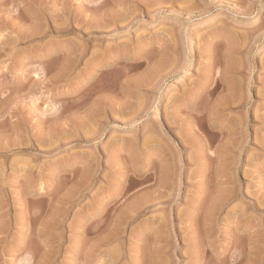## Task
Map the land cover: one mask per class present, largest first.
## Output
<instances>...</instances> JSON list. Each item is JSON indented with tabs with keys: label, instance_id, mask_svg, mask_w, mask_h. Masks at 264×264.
I'll use <instances>...</instances> for the list:
<instances>
[{
	"label": "rangeland",
	"instance_id": "obj_1",
	"mask_svg": "<svg viewBox=\"0 0 264 264\" xmlns=\"http://www.w3.org/2000/svg\"><path fill=\"white\" fill-rule=\"evenodd\" d=\"M0 264H264V0H0Z\"/></svg>",
	"mask_w": 264,
	"mask_h": 264
},
{
	"label": "bare ground",
	"instance_id": "obj_2",
	"mask_svg": "<svg viewBox=\"0 0 264 264\" xmlns=\"http://www.w3.org/2000/svg\"><path fill=\"white\" fill-rule=\"evenodd\" d=\"M200 25H201V24H200ZM201 26H202V25H201ZM195 42H196L195 39H191V45H192V47L190 48V53L188 54V56H193V55H195V54L197 53L196 46H195ZM161 68H162V67H161ZM153 77H154V75H153ZM153 77H152V78H153ZM152 80H153V79H152ZM229 87H230V86H229ZM229 91H230V90H229ZM231 93H232V95H231V99H230V100H232V101H234V102H237V101L239 102V100H240L241 97H242V94H241V92L239 91V89H238V88H237V89H233V88H232V92H230V94H231ZM232 127H233V126H232ZM234 128H235V127H234ZM234 128H233V129H234ZM231 129H232V128H231ZM233 129H232V130H233ZM237 129H238V127H237ZM225 130H227V129H225ZM228 130H230V129H228ZM233 131H234V132H232V133L229 131V134H230V135H229V139H230V138H231V139L233 138V140H231V141H234L235 143L233 142L232 144H234V145L237 147V144H236L237 141H235V140H238V139H236L238 135H239V138L242 137V136L240 135V132H241V131H238V130H237V132H239V133H237V132L235 133L236 128H235V130H233ZM231 134H232V135H231ZM227 136H228V135H227ZM242 138H243V137H242ZM242 138H241V139H242ZM229 139H228V141H229ZM238 141H239V140H238ZM193 142H194V144H195V141H193ZM198 142H199V141H198ZM198 142H196V143H198ZM198 144H199V143H198ZM228 144H229V143H228ZM232 144H231V145H232ZM231 145H229V146H231ZM238 145H242V144L239 143ZM199 146H200V145H199ZM235 146H232V147H235ZM196 147H197V146H196ZM238 147H240V146H238ZM201 148H202V147H201ZM201 148H200V149H201ZM226 148H227V146H226ZM203 149H204V148H203ZM227 149H228V148H227ZM231 150H232V149H231ZM167 166H169V165H167ZM167 166H166V167H167ZM171 167H172V166H171ZM160 168H161V167H160ZM160 171H161V170H160ZM165 171H166V170H165ZM163 172H164V170H163ZM169 173H170V172H169ZM169 173H168L167 171L165 172L166 175H168ZM170 175H171V174H169V175L167 176V180H169V181L171 180L170 178L172 177V175H171V177H170ZM169 181H168V182H169ZM168 182H166V183H168ZM170 183H171V182H170ZM160 187H161V186H160ZM167 187H169V186H167ZM163 188H164V187H163ZM161 190H162V189H161ZM167 192H168V191H167ZM218 197H219V196H218ZM220 197L222 198V196H220ZM221 198H220V200H221ZM147 199H148V198H147ZM157 199H158V198H157ZM220 200H219V201H220ZM217 201H218V200H217ZM217 201L214 200V202H217ZM143 202H144V201H143ZM147 202H148V201H145L143 204L140 203L141 208L146 207L145 205H147ZM145 203H146V204H145ZM213 204H214V203H213ZM219 204H220V203H219ZM140 205H139V206H140ZM215 205H216V203H215ZM215 205H214V207H215ZM217 206H218V205H217ZM210 207H211V209H209V210H211L210 212H212V207H213V205L210 206ZM132 209H133V208H132ZM139 209H140V208L136 207V208H134L133 210H131V213H134V212L138 211ZM213 209H214V208H213ZM215 209H216V208H215ZM208 214H209V212H208ZM211 214H212V213H211ZM211 214H210V215H211ZM210 215H209V216H210ZM210 221H211V220H210ZM114 236H116V235H114ZM105 240H106V239H105ZM108 240H109V239H108ZM106 241H107V240H106ZM106 243H107V242H106Z\"/></svg>",
	"mask_w": 264,
	"mask_h": 264
}]
</instances>
